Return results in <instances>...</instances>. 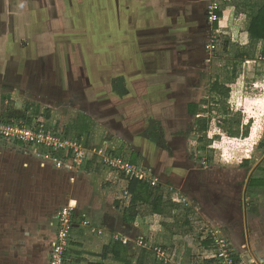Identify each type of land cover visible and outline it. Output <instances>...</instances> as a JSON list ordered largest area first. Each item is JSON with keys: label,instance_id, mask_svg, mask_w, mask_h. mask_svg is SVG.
<instances>
[{"label": "rangeland", "instance_id": "rangeland-1", "mask_svg": "<svg viewBox=\"0 0 264 264\" xmlns=\"http://www.w3.org/2000/svg\"><path fill=\"white\" fill-rule=\"evenodd\" d=\"M206 7L205 0H0V121L42 116L64 138L79 134L69 126L81 119L93 126L76 148L81 157L66 150L36 152L0 138V264L48 263L57 214L75 204L70 197L79 188V176H85L81 172L86 170V158H91L88 150H105L106 140H118L105 123L122 127V139L127 132L140 131V138L134 140L137 145L152 137L174 158L175 171L166 172L176 178L179 191H174L184 210L179 220H191L190 238L197 245L200 228L207 226L188 211L193 207L188 197L202 192L213 201L218 193L234 189L233 183L244 187L257 166L264 169V63L257 56L252 62H235L233 46L242 50L249 39L222 33L235 19L226 20L222 30L210 28ZM245 20L239 25L242 34L247 32L248 17ZM233 74L236 81L228 85L233 90L231 101L252 122V138L236 147H229L224 139L212 149H203L194 136L196 115L189 114L188 106L198 105L197 113L216 108L207 116L223 119L210 88L215 80L224 83ZM124 83L128 86L124 101H136L135 106L128 105L137 110L128 113L129 118L138 119V124L122 119L123 110L117 113L121 116L111 114L114 105L121 106L113 91ZM145 114L153 117L149 129ZM115 117L121 121H112ZM101 125L106 129L103 135ZM130 148L121 155L127 161H131ZM97 154L92 171L101 176L105 168L96 163ZM75 158L82 164L73 166ZM189 158L195 161L191 167ZM105 182L100 183L103 190ZM117 185L112 188L116 196L127 195L120 193L122 187L116 192ZM165 190L173 192L169 185ZM167 226L174 228L173 223H165V232ZM73 237V248L81 254L73 264L94 260L75 247ZM183 239L177 242L176 264L214 262L211 251L206 259L187 256ZM137 251H129L130 258Z\"/></svg>", "mask_w": 264, "mask_h": 264}, {"label": "crops", "instance_id": "crops-1", "mask_svg": "<svg viewBox=\"0 0 264 264\" xmlns=\"http://www.w3.org/2000/svg\"><path fill=\"white\" fill-rule=\"evenodd\" d=\"M224 1L230 2L231 0H220L219 4L222 3V6H224ZM205 2L208 7L209 0H205ZM246 16L247 15L245 14L236 16L234 10L231 9L226 19L221 22L222 24L220 23V28L222 30L223 23L226 24L225 27H227V21L235 19L234 23H231V26L228 25L229 27L226 28L227 30L223 29L222 33L233 32L234 35H239V37L240 34L241 37L242 35H246L245 39H247V32L242 34V30L239 29V25H242L244 21H246ZM206 18L208 20L207 16ZM207 22L210 28L216 29L214 24H211L209 21ZM208 32L210 34L209 30L207 33ZM235 81L236 80H234L232 84H234ZM127 87L128 86L124 83L122 89L119 91H113L115 98L117 101H120L118 103H120L121 106H117V104L116 106L114 105L111 108V114L119 115L117 113L123 110L125 112L124 114L122 113V119H128L132 121V123L138 124V119L133 120L129 118V114H135L131 111L137 112V110H135L136 108L134 107L136 101L129 102L130 104L134 103V106L130 105L129 107V103L124 101L126 97L125 95L128 94ZM136 94L134 95L136 96ZM145 115L147 127L149 129L151 127L150 120L153 117L150 114ZM115 118L117 119L111 120L121 121L119 117ZM105 127L111 135H114V137L118 139L116 142L109 140L105 141L104 144L106 145L105 150L107 153L115 157H121V155L126 154L123 153L125 152L124 150L131 147V158L135 155H139L142 160L139 165H135L147 170L146 172L149 177L157 180V185L164 187L169 185L171 186V189L179 191V188L175 184L176 178L166 172L168 170L171 172H173V170L175 171L174 167L176 162L174 161V158L168 156L166 152L162 151L160 147L155 144L152 137L142 138V142L137 145L134 143V140L140 138V131L135 130L133 133L127 132V135L122 139V136H124V134L120 133L122 127H117L116 129L115 127H111L108 123H105ZM105 127H103L104 129L100 128L101 131H99V133H102V135L106 131ZM156 128L160 130L158 125ZM92 129L93 126L90 125L89 134L92 132ZM8 144L11 146V143ZM12 145L14 146V144ZM116 154H119L120 156H117ZM189 159L188 163L191 167L195 161H192L191 158ZM92 162L94 163V161ZM92 162H89L86 165V170L81 172V175L85 176H79L77 179V185L79 188H74V193H72L70 197V200L75 202L80 216L76 222L77 227L75 233H73L74 242L76 243L74 245L77 249L87 251L89 254L99 255L103 253L104 246L109 244L113 238H115L122 243L123 240H127L128 243L123 244L127 246L128 251L138 250L133 259L135 262L143 258L144 264H176L174 261L179 250L177 242L181 241L183 238V240H185L184 243L187 245V251H185L187 256L193 257L195 255H200L202 259H206L209 252L212 250L211 243L208 240L206 241V237L208 236L205 234L207 230L213 229L223 232V234L229 239L232 249L235 252V256L238 257L243 264H264V169H259L257 166L253 169V173H251L246 179L247 182L244 187L240 188L238 187V184L233 183L234 189L231 190V188H229L227 189L229 192H225L224 194L218 193L213 198V201L208 193L202 194V192L192 194L193 197H188L192 203L190 206L193 205V207H195L188 209V211H193L192 215L194 216L199 215L201 220L205 223L204 225L207 226V229L200 228L201 234L197 240V245L194 243L195 240L190 238L191 233L186 236L175 235L171 237V235L167 233V230L165 232V225H163L162 221L157 220L156 217L158 216L155 218L154 216L140 217L136 224H126L123 220L122 209L130 205V196H128L126 192L128 183L117 177V173L106 169L102 164L96 162L98 165L105 168L101 176H99L92 171V167L94 166ZM204 163L206 162L203 161V164ZM191 173H193L192 170L189 171L190 175ZM103 179L106 181L105 183L111 184L106 190H103V185L100 184ZM190 179H192V177ZM188 182L191 181L189 180ZM115 184H118L116 192H119V188L122 187L120 193L123 191L124 194L127 195L117 197L116 195L118 194H115L112 189L113 187H116ZM116 200L119 202L120 209L115 207ZM189 221L191 222V220ZM85 229L95 237H86V232H84ZM138 238H141L144 241L143 246L137 244ZM204 242H209V244L207 245ZM167 246L175 247L173 248L174 250H171L170 248H167ZM157 248H162L165 254L169 256V259L171 258L170 263L169 261L163 262V258L158 257L156 254ZM151 251L155 255L153 256V259L149 257ZM88 256H93V259H96L94 255ZM89 259H91V257H89ZM104 263L122 264L113 261L111 258ZM202 264H207L206 260H203Z\"/></svg>", "mask_w": 264, "mask_h": 264}, {"label": "trees", "instance_id": "trees-1", "mask_svg": "<svg viewBox=\"0 0 264 264\" xmlns=\"http://www.w3.org/2000/svg\"><path fill=\"white\" fill-rule=\"evenodd\" d=\"M231 9L234 10L235 15L245 14L249 19L247 27L248 43L242 50H240L239 46H233L235 53L233 60L235 62H252L258 53L264 58V0L224 1V7L218 12L221 22L226 19ZM214 25L217 30L220 29L221 24L219 22L214 23ZM259 46H261L260 51ZM234 74L231 78L227 75V81L224 83L215 80L210 88V96L215 106H221L219 114L223 119L221 118L216 121L212 116H207L208 112L215 111L216 108H211V110L205 108L199 110V113H197L198 105L190 104L188 106L189 114L192 116L196 115L194 136L198 142L203 144V149H212L215 147V144L220 140L224 141V139H226L225 141L229 147H236L238 143L252 138V122H248L247 114L231 101L233 90L228 85L232 84L235 80ZM206 103H209V101H203V105H206ZM253 125L256 124L253 123ZM89 126L88 120L81 119V123H72L69 128L71 130H77L79 132L77 137L82 139L84 134H89ZM70 129L69 132L71 131ZM116 155L120 156L119 154ZM140 160V156L135 155L131 158L130 162L136 164ZM121 175L122 177L120 179L126 180L128 183L126 192L130 196V205L122 209L123 220L126 224L134 225L140 217L154 216L155 218L158 216L156 217L157 220H161L163 225L170 222L174 224V228L170 230L169 226H167V233L171 237L175 235L186 236L193 231V225L189 220H186L184 223L179 220V214L182 215L184 210L182 201L176 191L172 190L173 192L171 194H167L164 186L153 185L135 177L126 176L125 174ZM109 186H111L110 183H105V190ZM115 207L120 209L117 200L115 201ZM207 240L210 242L209 237H206ZM209 242L204 243L208 245ZM76 251L78 250L73 251V254L76 255L73 258L81 259V254H76ZM129 254L127 246L113 238L109 244L104 246L103 253L99 255L92 254L96 259L88 261L87 264H105L104 262L109 258L122 264H144L143 258L133 263V259L130 258ZM73 258L69 264L74 263ZM235 259L239 264H243L238 257L235 256ZM76 263L79 264V261L77 262L76 260ZM206 263L214 264L215 260L214 262L207 261Z\"/></svg>", "mask_w": 264, "mask_h": 264}, {"label": "built area", "instance_id": "built-area-1", "mask_svg": "<svg viewBox=\"0 0 264 264\" xmlns=\"http://www.w3.org/2000/svg\"><path fill=\"white\" fill-rule=\"evenodd\" d=\"M221 6L222 3L219 4V0H209L206 15L211 24L216 22L221 23V19L218 16V12L221 11ZM260 50L261 46H259ZM257 59L264 63V58L259 53ZM55 128L56 126H49L42 116L17 121H0V138L24 145L27 148L33 147L36 152L41 151V149L61 152L66 150L72 151L75 155L78 154V157H81V154L79 155L76 150L78 146L81 147V139L77 136L75 138H64ZM88 151L87 153L91 154V158L88 160L85 155L83 157L87 160H84L85 164L95 161L96 153H98V161L96 160V162L102 164L106 169L117 174H125L126 176L135 177L139 180L157 185V180L149 177L146 172L147 170L122 157L112 156L106 150L102 149ZM80 160V158H75L73 166L76 164L81 165L82 162H79ZM78 217L79 211L75 204H68L58 212L56 238L51 244L47 264H69L71 262V259L74 257L73 251L75 250L71 238L73 233H75ZM205 235L210 239L211 250L216 264H239L233 254L231 243L223 232L209 229ZM123 243L127 244L128 241L123 240ZM137 244L143 246L144 242L141 238H138ZM156 254L158 257L163 258L162 260L165 262L169 259V256L165 254L162 248H157Z\"/></svg>", "mask_w": 264, "mask_h": 264}, {"label": "bare ground", "instance_id": "bare-ground-1", "mask_svg": "<svg viewBox=\"0 0 264 264\" xmlns=\"http://www.w3.org/2000/svg\"><path fill=\"white\" fill-rule=\"evenodd\" d=\"M212 252V251H211Z\"/></svg>", "mask_w": 264, "mask_h": 264}]
</instances>
